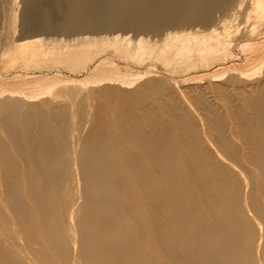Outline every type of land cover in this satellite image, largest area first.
I'll list each match as a JSON object with an SVG mask.
<instances>
[{"label":"bare ground","instance_id":"6f19581e","mask_svg":"<svg viewBox=\"0 0 264 264\" xmlns=\"http://www.w3.org/2000/svg\"><path fill=\"white\" fill-rule=\"evenodd\" d=\"M93 1L66 0L61 30L78 38L36 39L39 50L114 49L138 64L159 52L168 67L233 54L230 23L212 21L235 0H172L131 18L140 0ZM251 7L264 15V0ZM126 23L192 30L161 41L95 36ZM245 41L254 73L227 68L201 85L149 69L122 75L104 58L82 80L0 89V264H264V45ZM33 45L15 49L29 62Z\"/></svg>","mask_w":264,"mask_h":264},{"label":"rangeland","instance_id":"374dc122","mask_svg":"<svg viewBox=\"0 0 264 264\" xmlns=\"http://www.w3.org/2000/svg\"><path fill=\"white\" fill-rule=\"evenodd\" d=\"M5 1L0 0V89L1 90H6V89L19 90L22 87L23 88L20 90H33L31 88L37 90L40 87L45 86L47 80H48L47 84H51L52 82H55L60 79L65 80V79L76 78L75 80L77 79L82 80L85 79L87 76H89L91 72L98 65H100L101 62L105 61L106 58H107V70H109L110 68L109 67L110 61H113L114 64L119 68V71L122 75H129L131 72L149 69L152 70L156 75L159 76L165 75L166 77L179 81L180 85H183L185 83L187 84L186 86L190 84L201 85L202 83L207 82V80H203L199 82L200 77H202L203 75L217 74L222 72L223 69H227V68L242 69L245 71L249 70L250 73H254L253 66H255L256 64L255 63L256 56L252 57L253 58L252 60L248 59V57L251 56V50L242 49L241 45L244 42H247L245 40H250V42L253 43L252 45H255V43L264 45V15H261L252 9L251 7L252 3H254L255 0H235L233 5H231L227 9H224L225 12L223 9H217L213 12L212 24L214 25L213 26L214 28H219L224 24L225 21L230 23L233 40L235 39V41L233 42L234 47L232 46L229 49V51L233 53L231 57L229 56L231 54L226 52L224 53L223 50H217L209 56L207 54L202 56L199 53H195V54L192 53L191 55H186L182 61L181 59L179 61L176 60V62L171 61L170 63L172 65L169 64L170 68L166 66V62L164 61L165 59L164 57L162 58V56L159 55V52L155 54L153 53L152 57L145 60L143 64H138L129 59H124L122 57V54L117 53L114 49L106 50L103 52L100 50L101 48L97 49L96 51H87L85 48H80V49L78 48L72 50L70 53H60L57 50L46 48L48 46L52 47V45H58L59 43H65L66 41L68 42L70 40L78 38L77 36H74V34H69L61 30L62 22L65 19V17H67V13H68V7L65 4L66 0H33L35 2H33L32 0L29 1L7 0L6 2ZM88 1L91 6H95L96 3L93 0H88ZM169 1L172 2V0H140L139 6L138 4L133 2L134 4L130 5L129 8L127 9L126 15H128L131 18L132 15H135L138 8L139 10L146 12V14L163 13L164 9L168 7ZM241 2L242 4L239 5V3ZM25 3H28L29 6L28 4ZM22 10L25 11L23 12ZM26 18L27 20L24 21ZM194 28L195 30H203V26H196ZM190 30H192V28H189V26L187 25L173 24L169 26H162V28H160L155 33H150V32L148 33V32H143L141 30H136L130 25V23H126L124 25L109 27L107 28L106 32L98 33L95 36L111 37V36L121 35L131 39L148 38L151 39L152 41H161L166 34L178 33L183 31L188 32ZM218 31L220 32L221 30ZM19 38H24V40L21 41L23 43H21L20 40H18ZM36 39L44 40L45 43L49 41L50 42L47 43L48 46L47 45L44 46L45 49L40 51L38 46L35 45V43L38 42L36 41ZM27 40L30 41L29 42L30 46L34 44L33 45L34 47L30 49V51L33 52L32 54H30L32 55V58L29 60V62L26 60L24 61V59L20 56L19 54L20 47L19 49L17 48L15 49L16 45L18 44L29 46V44L25 43ZM239 40L242 41L240 42ZM236 46L238 47L236 48ZM176 49L177 47L175 45L171 49V53L175 52ZM134 52L135 51H131L129 55L133 56ZM169 56L168 57L170 59L175 58L174 54H170ZM203 57H206V59L207 58L212 59L211 61H209L210 64L208 63L206 65L200 62V60H202ZM85 61H89V62L85 63ZM215 61H218L220 64L218 62L216 63ZM174 64H176V66ZM102 66H106V62ZM153 67L154 69H152ZM90 68H92L91 69L92 71L90 70ZM86 69H88V71ZM157 69L158 71H156ZM259 72H256L253 76V77H257L255 78L256 80L261 79L263 77V71H261V73ZM26 86L27 88H25Z\"/></svg>","mask_w":264,"mask_h":264}]
</instances>
